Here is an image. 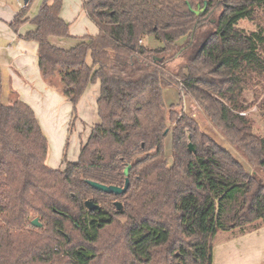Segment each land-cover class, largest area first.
Instances as JSON below:
<instances>
[{
    "label": "trees",
    "instance_id": "1",
    "mask_svg": "<svg viewBox=\"0 0 264 264\" xmlns=\"http://www.w3.org/2000/svg\"><path fill=\"white\" fill-rule=\"evenodd\" d=\"M196 2L88 0L83 11L96 36L71 34L63 0H45L33 19H25L26 5L10 23L20 38L38 43L42 77L60 80L74 115L87 89L100 83V122L77 162L50 168L49 142L34 110L18 98L2 101L0 65V264H213L220 233L243 236L264 226V182L255 171H264V135L253 132L245 114L257 106L264 119V0H208V14L223 11L216 31L176 76L254 171L189 115L177 118L181 102L165 101L168 55L206 17L192 11ZM28 21L34 30L20 34ZM55 38L75 43L64 48ZM147 38L160 46H147ZM249 91L260 102L246 101ZM129 166L124 195L88 183L123 188ZM87 201L101 209L88 211ZM36 218L41 228L32 225Z\"/></svg>",
    "mask_w": 264,
    "mask_h": 264
},
{
    "label": "crops",
    "instance_id": "2",
    "mask_svg": "<svg viewBox=\"0 0 264 264\" xmlns=\"http://www.w3.org/2000/svg\"><path fill=\"white\" fill-rule=\"evenodd\" d=\"M22 8L20 4L15 8L0 0V65L4 88L2 101L8 104L12 98H18L34 110L49 142L47 165L58 170L67 164L72 125L76 127L78 123H84L88 111L92 113L94 109L100 122L97 102L101 87L98 82L87 89L74 115L73 104L65 96V87L60 80L51 83L43 79L39 67L38 43L20 38L10 27ZM28 17L31 19L29 13ZM61 17L66 22L70 21L62 16V12ZM34 28L28 22L20 28L19 33L25 34ZM76 35L78 33L75 32L73 36L80 37ZM53 42L64 48H70L75 43L60 38H55ZM213 264H264V226L243 236L226 234L216 239Z\"/></svg>",
    "mask_w": 264,
    "mask_h": 264
},
{
    "label": "rangeland",
    "instance_id": "3",
    "mask_svg": "<svg viewBox=\"0 0 264 264\" xmlns=\"http://www.w3.org/2000/svg\"><path fill=\"white\" fill-rule=\"evenodd\" d=\"M3 3L8 4L13 7L25 6L24 0H1ZM45 0H31L28 4V13L29 16L32 18L36 14L39 13L43 3ZM204 1V2H203ZM84 0H63V10L62 16L66 17L70 21L71 29L70 31H74L72 35H75V32L78 33L76 36L84 37V36H96L98 34V28L96 25L87 17V15L83 11ZM195 2V1H194ZM197 7L195 10L206 12V17L200 23V27L195 31L191 37H182L178 40L179 45L181 46L176 50V52L170 53L168 55L169 61L167 63V72L165 71L164 74L166 77H163L166 81L171 83L170 87H166L164 89V97L167 104L179 103L181 102L180 106L177 107V118L180 117V112H184L193 118L199 125L200 130L207 134L210 139H212L215 143L220 145L221 148L230 152L234 157H236L239 161H241L249 171L253 168L249 165L248 159L244 156L243 152L239 150L236 145L230 143L227 139L226 135L223 131L215 125L205 113V111L197 104V102L192 99L191 97H187L185 92L182 90L180 83L177 81V75L181 70V66L184 63L189 62L191 56L195 53L197 47L201 45V43L215 30V23L217 19L221 15L222 8L218 6V8H213L209 14L207 11L209 10V2L208 0H199L196 2ZM207 10V11H206ZM25 19H29L28 14L26 15ZM29 22V21H28ZM27 22V23H28ZM241 27L247 30H255V25L249 21H242ZM194 44L195 47L187 49L190 44ZM147 46L151 48H155L160 46L153 38H147L146 40ZM101 87V86H100ZM101 90V88H100ZM180 93L181 96L183 95L184 99L180 101ZM100 97V95H99ZM98 97V98H99ZM246 101L249 103H258L260 100L258 98H254V94L252 91L246 92L244 95ZM94 99L92 98V101ZM94 105V104H93ZM92 105V107H93ZM168 105V106H169ZM98 113V112H97ZM88 116H85L84 123H78L76 127L72 125V137L69 141L68 147V156L67 162L74 163L79 160L81 148L83 144H85L92 132L94 123H98V115L94 109V112L88 111ZM247 117H249L253 121V132L255 134H263L264 135V119L259 116V112L257 106H254L250 109L247 113H245ZM176 126V122L171 125V128L167 130L168 132L172 131V129ZM71 130V131H72ZM166 144V152L168 155V159L171 161L172 155V135L169 134L165 141ZM258 174L259 179L264 182V171L255 170ZM38 219V218H37ZM40 223V220H39ZM229 233H220L217 236V239L221 236H224ZM229 236V235H228Z\"/></svg>",
    "mask_w": 264,
    "mask_h": 264
},
{
    "label": "water",
    "instance_id": "4",
    "mask_svg": "<svg viewBox=\"0 0 264 264\" xmlns=\"http://www.w3.org/2000/svg\"><path fill=\"white\" fill-rule=\"evenodd\" d=\"M30 2V0H24V3H25V6L28 5ZM196 15H201L203 11H200V10H192ZM168 134V131L165 132V135ZM189 150L191 152H194V147L192 144H189ZM131 167L129 166L126 170H125V175H126V184L125 186L122 188V187H117V186H107V185H103V184H100V183H97V182H93V181H89V185L91 187H93L94 189L96 190H99V191H102L104 193H107V194H114L116 196H121V195H124L128 189H129V186H130V181H129V171H130ZM85 206L87 208L88 211L92 212V211H96V210H100L101 207L97 204H95L94 202L92 201H87L85 203ZM115 206L117 207V209L119 211H122L123 210V204L121 202H116L115 203ZM32 225L34 227H37V228H41L42 225L41 223H39V219H35L33 220L32 222Z\"/></svg>",
    "mask_w": 264,
    "mask_h": 264
},
{
    "label": "built area",
    "instance_id": "5",
    "mask_svg": "<svg viewBox=\"0 0 264 264\" xmlns=\"http://www.w3.org/2000/svg\"><path fill=\"white\" fill-rule=\"evenodd\" d=\"M25 6H23V8H24Z\"/></svg>",
    "mask_w": 264,
    "mask_h": 264
}]
</instances>
